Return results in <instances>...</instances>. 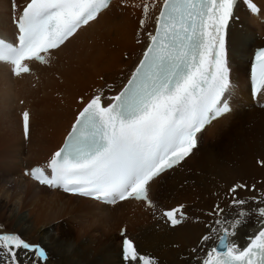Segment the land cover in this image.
Masks as SVG:
<instances>
[{
  "label": "snow or ice",
  "instance_id": "snow-or-ice-1",
  "mask_svg": "<svg viewBox=\"0 0 264 264\" xmlns=\"http://www.w3.org/2000/svg\"><path fill=\"white\" fill-rule=\"evenodd\" d=\"M113 0H12L16 42L0 39V63L13 77L30 74L27 62L40 65L97 21ZM250 16L264 12V0H139L120 7L140 11L137 35L147 41L120 87L105 83L77 100L78 112L61 146L43 165L25 169L38 186L107 206L142 203L171 229L189 219L186 205L160 208L151 187L181 168L194 155L201 134L232 111L234 92L228 38L239 20L238 6ZM156 13L153 16V13ZM137 40V43H140ZM101 79H104L101 77ZM251 98L264 109V47L254 51L250 66ZM23 103V101H21ZM22 136L31 138L30 113L21 114ZM264 167V158L256 161ZM206 215L205 226L186 264H264V179L233 183ZM199 220V218H195ZM251 222L246 243L235 239ZM120 264H159L139 250L122 229ZM47 249L0 225V264H46Z\"/></svg>",
  "mask_w": 264,
  "mask_h": 264
},
{
  "label": "bare ground",
  "instance_id": "bare-ground-1",
  "mask_svg": "<svg viewBox=\"0 0 264 264\" xmlns=\"http://www.w3.org/2000/svg\"><path fill=\"white\" fill-rule=\"evenodd\" d=\"M20 1L16 0V3L20 4L23 2ZM25 1L21 4V7ZM119 2L120 0H113L112 6L97 21L91 22L89 25L81 28L65 46L55 52L56 55L64 51L67 52V50L72 53H70L71 55H67L65 60L61 62V65L58 66L59 72L61 74L65 73L66 78L65 80L62 79V85L57 87L60 92H55L57 94V98L55 99L56 113L54 114L52 111L48 119L44 118L42 120L45 126L44 133L41 131V135H36L34 117L37 115V109H33L30 106L31 104H28V101L24 102V97L17 101L19 104L17 108L22 107L23 111H30L31 138L29 141H25L22 136V129L19 126L21 144L15 145L14 149L11 150L12 152H9L10 165L7 167V172L2 175L3 185L0 186V212L3 209L9 210L11 213L9 214V218L11 220L7 221V224H13L15 232L22 234L23 238L28 239H26L27 241L34 244L39 243L47 249L49 259L46 264H120V242L119 245L115 242L116 236L114 233L109 237L110 243L108 244L110 246H107V244V247L102 249L103 251L99 250L100 258L94 261L89 260V253H87L88 245L83 240L86 234L90 235V231H100L101 228L105 227L114 228L117 220L121 222L116 228L119 241H121V237L118 231L120 227H124L127 230V234L137 242L139 250L155 256L159 264H186V261L192 255L191 249L196 247L200 237L208 232V228L205 225L213 218L206 215V213L211 211L213 205L218 202L226 206V201L219 199V197H222L228 187L233 183L243 182L246 179H249L251 184L258 179H264V167L261 169L258 167L254 168L250 165L248 159L243 161L241 158V154L246 147L252 148L256 145L258 147L264 145V109H260L251 100L248 79L246 82L243 77V73L249 68L248 57L251 58V52L255 47H261L264 44L253 43L251 38L243 36L247 31L254 32L253 26L247 21L252 20L257 22V20L247 16L249 13L244 9L242 4L236 9V15L240 18V22L238 20L233 23L228 39L230 63L234 73V92L232 94L234 99L230 104L232 111L214 121L201 134L208 133V135L213 136L211 140H215L214 138L221 137V135L230 137V143L224 145V149L226 148L225 156L222 157L223 155L219 153L222 152L219 150L220 148L208 144L203 147H206L207 151L202 152V157L198 160V167L201 169L198 168L197 170L200 171L193 170L187 173L185 167L188 168L190 165L188 163L195 160L197 154L201 152L202 146L201 141H199V146L195 150L194 155L188 158L181 168L164 176L165 178L174 174L170 183L182 188L180 194H177L178 196L174 195L176 191L170 183L169 185L165 182L162 184L161 181L164 178L154 183L150 190V195H152L156 188V193H159L162 188L164 195L176 197L179 201H183L184 205H186L187 201L195 203L193 212L188 210L193 208V203L186 206L189 219L182 226L177 229H171L160 219L150 221L148 215L153 212L142 203L128 202L115 206H106L92 200L67 195L60 190H49L43 186H38L34 181L24 176L22 170L26 167L25 165L30 167L34 163L27 164L23 162V166L21 162L22 158H25V155L26 158L29 156L31 159L40 156L37 161L35 160L37 163L45 160L46 157L60 146L76 113L82 107V105L77 103L80 96H77L72 101L70 93L66 89L78 91L87 85L90 90H87L88 95H83L85 98L93 94L94 90L104 87L106 82L118 89L122 78H126L138 62L147 41V36L143 33L154 27V21H149L147 28L142 30L138 36L137 31L141 18L140 11L135 26L132 16L136 15L138 10L130 9L131 7L126 10H117L116 7ZM133 2H139V0H128V3ZM11 5V0H0V37H9L14 31V25L13 28L12 26L10 27V23L12 22L13 24V14L10 16L13 13ZM155 14L154 12L153 16ZM243 15H246L248 20ZM259 16H264V12ZM237 24L242 25V28L238 30L239 32L233 31V28ZM84 34L88 37L87 42L85 38L81 37ZM81 38H83V46L79 45L82 43ZM77 39L80 40L79 44L78 42L76 43ZM89 40L90 43L88 42ZM137 40L141 41L139 45L135 44ZM249 51L250 54L248 56ZM33 67L34 75H31L33 74L31 72L21 77H13L10 74L8 65L0 63V95L6 98L9 96L10 98H14L12 95L16 92L15 88H20L19 91L17 89L19 94H22V91H24V93L27 92V95H29V93L33 94L30 91V86H37L36 89H39L41 84L44 87L48 86L51 79L45 76L46 83L42 81V67L40 64L33 63ZM68 67L70 69H67ZM73 67L78 68L76 72H74ZM99 68L102 71H98ZM64 70H67V72ZM69 71L70 73H75L77 76H67ZM103 71L109 72L104 73ZM97 75L104 78L102 79V84L97 83ZM28 77L32 78L31 83H29L31 80L27 82L26 79ZM238 83L241 84L240 88ZM41 88L43 87L41 86ZM18 93L15 94L16 97ZM263 99L261 96L260 100ZM69 110V115L64 114ZM41 111L39 109L38 112ZM18 121L20 123V118ZM223 123H225L224 128L220 127L224 125ZM250 123H253V125L251 124L252 128L248 131L245 126ZM43 134L47 136L45 137ZM254 136L256 145H250L247 139ZM24 142H28L26 151L24 150ZM230 151L233 152L232 157L228 154ZM262 156L264 157V154ZM235 157H239V159L236 160ZM240 166H243L244 169L240 170ZM248 167H250V170ZM247 168L248 171L244 173ZM15 175L17 176L16 180H14L15 178L12 179ZM181 183L187 187L181 186ZM29 192H33L32 197L29 195ZM3 198L6 199L7 203L1 201ZM156 199L153 200L156 201ZM159 203L162 205V202L159 201ZM12 206L14 209H10ZM27 206H29L27 212H22V209ZM111 210L115 211L111 212ZM2 212L0 213V220H2ZM146 212V215L140 216V214ZM128 213L130 215L129 219L127 217ZM197 217L199 220L195 219ZM140 218H143L142 220L146 222H140L137 226L131 225L133 223L131 219L137 223V220H140ZM72 223H75L74 226H72ZM73 228L78 229V239H80L76 244L72 241ZM249 230H255L251 222L242 228L239 235L235 238L239 244L244 245L246 243L245 237ZM98 235L99 233L95 236L98 237ZM93 239L91 244L96 241V238ZM142 240L143 242H141ZM89 242L90 240H88Z\"/></svg>",
  "mask_w": 264,
  "mask_h": 264
},
{
  "label": "rangeland",
  "instance_id": "rangeland-1",
  "mask_svg": "<svg viewBox=\"0 0 264 264\" xmlns=\"http://www.w3.org/2000/svg\"><path fill=\"white\" fill-rule=\"evenodd\" d=\"M22 1V0H21ZM130 9H133V8H130ZM117 11V10H116ZM154 14V13H153ZM138 16H139V10H138V12H137V14L136 15H133L132 16V18H133V22L135 23V26H136V22H137V18H138ZM246 19L248 18L246 15H243ZM240 19V18H239ZM248 20V19H247ZM10 22H11V19H10ZM132 22V23H133ZM239 22H240V20H239ZM238 22V23H239ZM251 26H253V33L252 32H249V31H247V32H245L244 34H243V36L244 37H248V38H251L252 40H253V43L255 42V43H260V44H264V23L262 24V23H260V24H258L256 21H252V20H248L247 21ZM12 24V22L10 23V27L12 26V28H13V24ZM149 28V27H148ZM240 28H242V25L241 24H237V26H235L234 28H233V31H237V32H239L238 30L240 29ZM85 35V34H84ZM84 35H81V37H83V38H85V40H86V42H87V38L88 37H86V35H85V37H84ZM113 37V36H112ZM83 38H81V42L83 41L82 39ZM229 39V38H228ZM259 40V41H258ZM79 39H77V41H76V43L78 42V44H79ZM89 43H90V40L88 41ZM135 44L136 45H139V43H137V41H135ZM79 45H81V46H83L84 45V42H82V43H80ZM251 49V48H250ZM70 53H72V52H70L69 50H67V52L66 51H64L63 53H61V54H59V55H57V57H58V59H55L53 62H52V64H51V69L50 70H48V69H45V68H42V81L44 82V83H46V78H45V76L48 78L49 77V79H51L50 81H49V83L51 84H49L48 83V86L46 85L45 87L41 84L40 85V87H39V89H36V87L37 86H33V87H31L30 86V91L33 93V94H30L29 93V95H27L28 93L27 92H25L24 93V91H22V94H19L18 92H17V89L18 88H15V91L16 92H14L13 93V95L12 96H14V98L13 97H11L10 98V96L9 97H3L2 95H0V186H2L3 184V179H2V175L3 174H5L6 172H7V167L10 165V160H9V158H10V154H9V152H12L11 150H13L14 149V146L15 145H20L21 144V138H20V132H19V126H20V128H21V125H20V123H19V121H18V119L20 118V116H21V114H22V107L21 108H17L18 106H19V104H18V100H21V99H23V97H24V102H26V101H28L29 103V105L34 109V108H36L35 110L37 111V115H35V117H34V121H35V131H36V135L38 136V135H41L40 133H41V131H43V133H44V128H45V126L43 125V119L45 118V119H48L49 118V115L52 113V111H53V113L55 114L56 113V105H55V99L57 98V94L55 93V92H60V91H58V89H57V87L58 86H60V85H62V83H61V81H62V79H64L65 80V78H66V74L64 73H60L59 72V70H58V66H60L61 65V62H63L64 60H65V57H67V55H71ZM249 54H250V51L248 52V56H249ZM124 55V54H123ZM128 55V54H127ZM236 55H237V53H236ZM84 56V55H83ZM83 56H82V58H83ZM130 57V56H129ZM122 58H123V56H122ZM248 59H249V57H248ZM61 60V61H60ZM69 60H73V59H69ZM125 60H127V59H125ZM74 69V72H76V69H78V68H75V67H73ZM67 69H70L69 67L67 68ZM63 70V69H62ZM113 70V69H112ZM65 71V70H64ZM98 71H102V69H98ZM111 71V70H110ZM58 72H59V74H58ZM65 72H67V70L65 71ZM104 73H108L109 71H103ZM117 72V71H116ZM70 75H72V77H76L77 75H75V73H70V71L68 72V75L67 76H69L70 77ZM102 75V74H101ZM100 75V76H101ZM243 77H244V79H245V81L247 82V70L243 73ZM97 83L98 84H102L103 83V81H102V79H101V77H99V75H97ZM96 79H95V81H96ZM27 80V82L29 81V80H31L29 83H31L32 82V78H30V77H28V79H26ZM115 84V83H114ZM41 86L43 87V88H41ZM238 86H239V88H240V86H241V84L240 83H238ZM95 87H97V86H95ZM94 87V88H95ZM51 88V89H50ZM20 89V88H19ZM19 89H18V91H19ZM34 89V90H33ZM67 91H68V93H70V97H71V100L72 101H74L75 99H76V97L77 96H83V95H88V92H87V90H90L89 89V86L87 87V85H85L84 87H82V89L80 88V90H78V91H75V90H71V89H66ZM94 90V89H93ZM16 93H18L17 94V97H16ZM23 95V96H22ZM20 96V97H19ZM263 98H264V96H262ZM44 101H45V103H44ZM20 102V101H19ZM36 105V106H35ZM260 108V107H259ZM39 109L40 110H42L41 112H38L39 111ZM247 109V108H246ZM246 109H245V111H246ZM251 109V108H250ZM260 109H262V108H260ZM69 112H70V110L69 111H67V112H65L64 114H67V115H69ZM63 114V115H64ZM30 117H31V114H30ZM224 124V125H223ZM222 125L223 126H220V127H225V123H223ZM253 125V123H250V124H247L246 126H245V128H246V130H250L251 128H252V125ZM250 125V126H249ZM249 126V127H248ZM35 131H34V133H35ZM224 134H225V132H223ZM217 135V134H216ZM43 136H47V135H44L43 134ZM215 136V135H214ZM213 136H210V135H208V133L206 134H204V135H202V140H201V152L199 153V154H197V157L195 158V160H193L192 162H189L188 163V168L187 167H185V170L187 171V173L188 172H191V171H200V170H197L198 168L199 169H201L200 167H198V160H200L201 159V153L202 152H205V151H207V148L205 147V148H203L204 146H207L208 144H212V146H216V148L218 147V148H220L219 150L220 151H222V152H219V153H221V155H223L222 157H224L225 156V149H224V145H227V144H229L230 142V140H231V138L230 137H227L226 135H221V137H218L219 138V140H218V138H214L215 140H211V138H212ZM249 137V136H248ZM221 138H222V140H221ZM222 142H221V141ZM248 140V143L251 145V144H253V145H256V143H255V136L254 137H250L249 139H247ZM225 143V144H224ZM28 144V142H24V150L26 151L27 150V145ZM52 144V143H51ZM50 144V145H51ZM216 144V145H215ZM13 147V148H12ZM221 147H222V149H221ZM36 149V148H35ZM224 149V150H223ZM233 152L232 151H230L228 154L230 155V157H232V154ZM262 154H264V145H261V146H253L252 148H248V147H246L245 148V150H244V152L241 154L242 156H241V158L243 159V161L244 160H246V159H248V161L250 162V165L251 166H253L254 168L255 167H258L259 169H261V168H263V167H260V166H258L257 165V163H256V161L258 160V159H260V158H264L263 156H262ZM198 156H200V157H198ZM33 157V156H32ZM40 158V156L38 157V156H36V157H33V159H31L29 156L26 158V155H25V158H22L23 160H21V162H22V164H23V166H24V163H37L36 161L38 160ZM235 159L237 160V159H239V157H235ZM30 160H34V161H30ZM36 160V161H35ZM24 162V163H23ZM248 163V162H247ZM26 167H29L28 165H25ZM250 166V167H251ZM250 167H248L249 168V170H250ZM203 168V167H202ZM240 168V170H242V169H244V167L243 166H240L239 167ZM248 168H247V170L245 169V172L244 173H246L247 171H248ZM196 169V170H195ZM17 172V171H16ZM19 172H20V169H19ZM249 173V172H248ZM174 175V174H173ZM173 175H169V176H167V177H165L164 178V180L163 181H161V183L162 184H164V182L167 184V185H169V183H170V181L172 180V176ZM182 175V174H181ZM15 178V179H14ZM16 178H17V176L15 175L12 179H14V180H16ZM249 179H246L245 181H243V182H247L248 184H251V182H250V180L248 181ZM171 184V183H170ZM172 185V187L173 188H175V191H176V194H174V195H177V194H180V190L182 189L180 186L179 187H176L175 185H173V184H171ZM181 186H183V187H187V186H184L182 183H181ZM6 187H8V186H6ZM5 187V188H6ZM1 188V187H0ZM176 188H178V190H176ZM156 191H157V188L155 189V191L152 193V195H151V197L153 198V199H156V203L158 204V205H160V206H162L163 204V206L162 207H164V208H171V207H174V205H176V204H179V203H181V204H183L184 202L183 201H179L178 199H176V197H173V196H169V195H164L163 194V192H162V188H161V190L159 191V193H156ZM29 195L32 197L33 196V192H29ZM178 196V195H177ZM156 197V198H155ZM160 202H162V205H161V203H159V201ZM3 203H7V201H6V199L5 198H3L2 200H1ZM193 203V208L192 209H188V207H187V209L189 210V211H194V207H195V203L194 202H192V201H187L186 202V206H188L189 204L191 205ZM29 206H27V207H24L23 209H22V212H24V213H26L27 212V210L29 209L28 208ZM10 209H14V207L12 206V208H10ZM2 211H4V212H2ZM1 212L3 213L2 214V220H0V225H3V227H4V229L5 230H7V231H15L14 230V225L12 224V225H10V224H7V221H10L11 219L9 218V214H11L10 212H9V210H2ZM115 210H111V212H114ZM0 212V213H1ZM130 213V212H129ZM129 213H128V215H127V217H128V219L130 218V215H129ZM136 213V212H135ZM134 214V213H133ZM147 214V212L146 213H142V214H140V216H144V215H146ZM151 215V214H150ZM150 215H148L149 216V218H150V221H153L154 219H152L151 217H150ZM118 216V215H117ZM116 216V217H117ZM139 216V217H140ZM143 218H140V220L138 219L137 221V223H135V221L133 220V219H131V221H133V223L131 224V225H135V226H137L140 222L142 223H145L146 221L144 220H142ZM121 221V220H120ZM192 222V221H191ZM119 223H121V222H118V220H117V224H116V226H114V228L113 227H110V228H108V227H105V228H101L100 229V231L99 230H94L93 232L92 231H90V235L89 234H84L85 235V237H84V242H85V244L87 243V245H88V252L87 253H89V260L90 261H94V260H96L97 258H100V256H99V254H100V251H103L102 249H105L107 246H110V244H108V243H110V240H109V237L114 233L115 234V236H116V243H118V245H119V239H118V237H117V232H116V228H117V226L119 225ZM74 224L75 223H72V226H74ZM71 226V227H72ZM112 226V225H111ZM76 230V231H75ZM77 230L78 229H76V228H73V230H72V241L76 244L77 242H79L80 241V239H78L79 238V235H78V233H77ZM97 233H99V235H98V237H96L95 235L97 234ZM100 233H102L101 235H100ZM89 235V237H87ZM96 238V241H94L92 244H91V242L94 240L93 238ZM88 238V239H87ZM24 239H27V238H24ZM85 239H87V240H85ZM93 239V240H92ZM28 240V239H27ZM88 240H90V242L88 243ZM99 240V241H98ZM141 242H143V240L141 241ZM96 243V244H95ZM105 244V245H104ZM108 244V245H107ZM107 245V246H106ZM100 250V251H99ZM73 254H74V252H72ZM94 257H93V256ZM93 258V259H92ZM100 264H103V263H100Z\"/></svg>",
  "mask_w": 264,
  "mask_h": 264
}]
</instances>
